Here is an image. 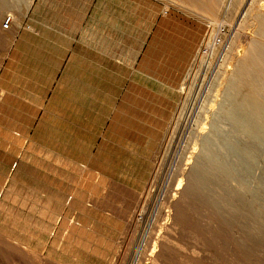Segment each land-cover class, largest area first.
Segmentation results:
<instances>
[{
    "label": "rangeland",
    "instance_id": "1",
    "mask_svg": "<svg viewBox=\"0 0 264 264\" xmlns=\"http://www.w3.org/2000/svg\"><path fill=\"white\" fill-rule=\"evenodd\" d=\"M227 1L0 0V140L32 129L74 192L55 231L1 217L0 264H264V202L201 150L230 83L264 103V61L239 68L264 0Z\"/></svg>",
    "mask_w": 264,
    "mask_h": 264
},
{
    "label": "bare ground",
    "instance_id": "2",
    "mask_svg": "<svg viewBox=\"0 0 264 264\" xmlns=\"http://www.w3.org/2000/svg\"><path fill=\"white\" fill-rule=\"evenodd\" d=\"M232 1L233 0L227 1L228 5L226 8H228V11L230 5H232ZM260 5L261 13H264V2H262ZM263 15L264 14L258 16V21L259 18L263 17ZM259 22L261 34L264 36V20H260ZM241 24L239 25L241 26ZM237 29H239V26ZM256 45H259V43L255 40H251L245 55L239 54L240 57H249L252 54L251 51L255 50ZM254 52L255 51H253V53ZM253 55H251L252 58ZM262 60L264 61V52L261 54V56L257 55L251 59L250 63L242 61L239 68L244 69L246 66H252L257 62L262 63ZM240 81L241 80L238 79L239 83H241ZM241 86H246L247 89H242ZM254 91H256V86L253 84L238 85L236 83H230L226 90V97L221 102L220 108L217 109L218 113L216 112L217 114L214 116L213 121L211 122V130L213 131H205V133L201 132L200 134L202 146L201 150L204 152V157H206L207 160L215 163L217 170L235 175L233 178L234 180L245 186L249 191H251L253 195L256 196L258 200H262V202H264V167H262L263 165L261 166V163L264 160V103L255 97ZM260 166L262 167V171L257 174V170L260 168ZM259 203L261 204V201ZM166 220H164V222ZM160 224L164 226V223ZM167 230L168 228L166 231ZM171 230L172 229L169 228V231ZM151 232L153 231L151 230ZM161 245L163 246L164 242H161ZM150 251L147 253L150 254ZM155 251L156 250H154V253ZM147 261H149V259H147ZM153 261L155 260H152L151 262ZM152 264H154V262Z\"/></svg>",
    "mask_w": 264,
    "mask_h": 264
},
{
    "label": "crops",
    "instance_id": "3",
    "mask_svg": "<svg viewBox=\"0 0 264 264\" xmlns=\"http://www.w3.org/2000/svg\"><path fill=\"white\" fill-rule=\"evenodd\" d=\"M42 110L38 104L36 111ZM32 131L30 128L14 127L1 131L4 137L0 140V219L9 215L37 216L39 208L57 209L48 214L51 216L48 222L55 231L64 217L62 208L69 207L74 192L68 185L55 187L52 158L40 161L30 158L28 151L33 148Z\"/></svg>",
    "mask_w": 264,
    "mask_h": 264
},
{
    "label": "built area",
    "instance_id": "4",
    "mask_svg": "<svg viewBox=\"0 0 264 264\" xmlns=\"http://www.w3.org/2000/svg\"><path fill=\"white\" fill-rule=\"evenodd\" d=\"M4 26L5 27H8L9 26V19H7V21L5 22V24H4ZM220 42V37H217V38H215L214 40H213V44H215V43H219ZM210 45H211V43H210ZM208 47H210V46H208Z\"/></svg>",
    "mask_w": 264,
    "mask_h": 264
}]
</instances>
